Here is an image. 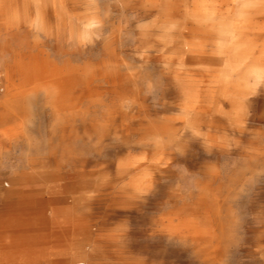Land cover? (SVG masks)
<instances>
[{
  "label": "rangeland",
  "instance_id": "obj_1",
  "mask_svg": "<svg viewBox=\"0 0 264 264\" xmlns=\"http://www.w3.org/2000/svg\"><path fill=\"white\" fill-rule=\"evenodd\" d=\"M0 264H264V0H0Z\"/></svg>",
  "mask_w": 264,
  "mask_h": 264
},
{
  "label": "bare ground",
  "instance_id": "obj_2",
  "mask_svg": "<svg viewBox=\"0 0 264 264\" xmlns=\"http://www.w3.org/2000/svg\"><path fill=\"white\" fill-rule=\"evenodd\" d=\"M259 5V4H258ZM243 13V12H242ZM246 14V13H245ZM248 20V19H247Z\"/></svg>",
  "mask_w": 264,
  "mask_h": 264
}]
</instances>
